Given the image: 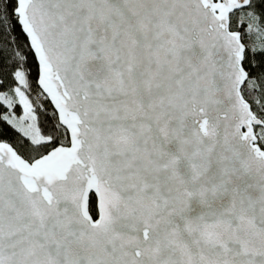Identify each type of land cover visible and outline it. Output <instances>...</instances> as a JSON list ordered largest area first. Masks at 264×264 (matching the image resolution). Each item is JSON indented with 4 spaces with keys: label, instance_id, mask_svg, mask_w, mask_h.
<instances>
[{
    "label": "snow or ice",
    "instance_id": "1",
    "mask_svg": "<svg viewBox=\"0 0 264 264\" xmlns=\"http://www.w3.org/2000/svg\"><path fill=\"white\" fill-rule=\"evenodd\" d=\"M0 264H264V0H0Z\"/></svg>",
    "mask_w": 264,
    "mask_h": 264
}]
</instances>
